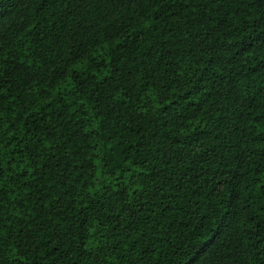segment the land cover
<instances>
[{
  "label": "trees",
  "instance_id": "16d2710c",
  "mask_svg": "<svg viewBox=\"0 0 264 264\" xmlns=\"http://www.w3.org/2000/svg\"><path fill=\"white\" fill-rule=\"evenodd\" d=\"M0 264H264V0H0Z\"/></svg>",
  "mask_w": 264,
  "mask_h": 264
}]
</instances>
